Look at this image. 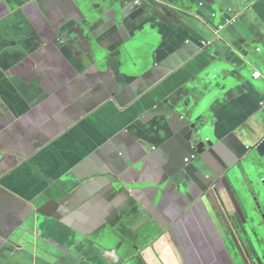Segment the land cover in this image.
<instances>
[{
    "label": "crops",
    "instance_id": "0c3cea01",
    "mask_svg": "<svg viewBox=\"0 0 264 264\" xmlns=\"http://www.w3.org/2000/svg\"><path fill=\"white\" fill-rule=\"evenodd\" d=\"M138 1L0 0V264H246L199 188L219 158L264 182V0ZM229 189L264 246V183Z\"/></svg>",
    "mask_w": 264,
    "mask_h": 264
},
{
    "label": "water",
    "instance_id": "95a60500",
    "mask_svg": "<svg viewBox=\"0 0 264 264\" xmlns=\"http://www.w3.org/2000/svg\"><path fill=\"white\" fill-rule=\"evenodd\" d=\"M148 1H154L160 2L161 0H146ZM129 0H125V4ZM117 7V6H116ZM124 13V11L117 12L115 18H114V36L111 37L110 39L116 43L123 42L121 43L122 46H124L127 43H130L131 36L127 35L129 32L126 30V27L123 23L124 21V15L121 14ZM125 14V13H124ZM78 15L82 17V19H89L90 21H94L97 19L96 15L93 13L91 7L85 10L84 12H79ZM119 15V16H118ZM119 18V19H118ZM63 23H66L65 21V16L63 20H61ZM96 20L95 22H97ZM127 33V34H126ZM111 35V34H110ZM127 37V41H121L122 37ZM98 54H96V57ZM205 82L211 84V85H217L220 83L219 86L213 87L210 86L208 88L209 90V95L212 96L215 100L220 99L222 92L225 91V83L222 81H218L217 83H214L212 81V78L207 77L204 78ZM204 87H201L203 89ZM204 90V89H203ZM191 101H193L191 99ZM202 105H197L196 102L194 103L193 106H189V104H185L183 107L184 113H188V115L191 114V118L195 119L198 117L200 113H202ZM207 110V109H206ZM205 110V111H206ZM196 125L193 124V128H195ZM188 146L186 150L188 149V156H186L183 159V162L185 165L187 163L185 162L186 158L189 159V162H194L198 160L200 155L202 154V151L204 150V147L206 145L210 146L211 151L213 150L214 146L212 147L210 144H208L207 141H204L203 144H193L190 141L187 142ZM207 154V153H206ZM248 160H243L242 162L238 163H231V162H226L223 159H218V163L222 167V171L219 173L215 174L212 173L209 176V179H205V177L202 178V184L201 185V190L199 188V191H201L203 197L211 201L214 205V207L219 211L220 215L223 218V221L226 224L227 231L229 233V236L231 237L232 241L234 242L232 247L233 249L236 248L238 250V253L241 255L243 258L244 262L246 264H264V246L260 244H256L254 240L252 239V234L254 233L253 226H248L244 225L239 222L240 218V212H236L234 209H239V205L231 206L229 202V198L231 196V193L233 192V189H229V187L236 186L238 184V181L240 179H249L253 184L258 186L261 182L264 183L263 181L260 180V175L258 171H253L254 168H250L247 164ZM197 164V163H196ZM186 177V171L184 169H180L176 171L173 174H170L169 179L170 181L168 182V185L171 187H176L179 188V185H181V180H183ZM121 181V179H119ZM233 185V186H232ZM129 190H133L132 186L127 185ZM260 194L264 195V192L259 191ZM249 197V195H248ZM250 198V197H249ZM248 203L249 201L246 199L245 203ZM248 206V205H247ZM250 206V205H249ZM251 208V206H250ZM252 210V208H251ZM228 216V217H227ZM255 216V215H251Z\"/></svg>",
    "mask_w": 264,
    "mask_h": 264
},
{
    "label": "built area",
    "instance_id": "2783aa9c",
    "mask_svg": "<svg viewBox=\"0 0 264 264\" xmlns=\"http://www.w3.org/2000/svg\"><path fill=\"white\" fill-rule=\"evenodd\" d=\"M129 4L139 5L140 1L136 0V1L128 2L127 5H129ZM249 5H251V0H243V3H242L243 7L244 6L247 7ZM229 11L232 13L233 16L228 19L226 24L221 25L219 27V29H223V28L226 27V25L234 23V21L237 20L240 17V15L242 14L241 11H243V10L235 11L234 9H230ZM203 45L204 46H209V45H211V42L203 41ZM258 51H260V49H258ZM252 76H253L254 80H258V79L262 78L263 74L260 71H255ZM261 104H262V106H264V101ZM186 162H189V159H186Z\"/></svg>",
    "mask_w": 264,
    "mask_h": 264
},
{
    "label": "flooded vegetation",
    "instance_id": "af4514ba",
    "mask_svg": "<svg viewBox=\"0 0 264 264\" xmlns=\"http://www.w3.org/2000/svg\"><path fill=\"white\" fill-rule=\"evenodd\" d=\"M128 6H130V5H128ZM116 13V12H115Z\"/></svg>",
    "mask_w": 264,
    "mask_h": 264
},
{
    "label": "rangeland",
    "instance_id": "374dc122",
    "mask_svg": "<svg viewBox=\"0 0 264 264\" xmlns=\"http://www.w3.org/2000/svg\"><path fill=\"white\" fill-rule=\"evenodd\" d=\"M251 200V199H250ZM252 201V200H251Z\"/></svg>",
    "mask_w": 264,
    "mask_h": 264
}]
</instances>
